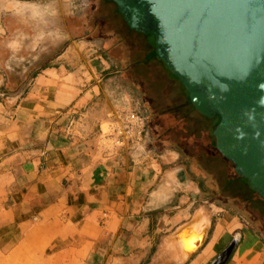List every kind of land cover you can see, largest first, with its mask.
<instances>
[{
	"label": "crops",
	"instance_id": "crops-1",
	"mask_svg": "<svg viewBox=\"0 0 264 264\" xmlns=\"http://www.w3.org/2000/svg\"><path fill=\"white\" fill-rule=\"evenodd\" d=\"M123 21L151 43L145 58L162 62L154 36ZM79 55L68 49L19 94L0 88V264H215L235 241L225 264H264L249 221L160 165L176 153L161 161L98 144L113 107Z\"/></svg>",
	"mask_w": 264,
	"mask_h": 264
},
{
	"label": "rangeland",
	"instance_id": "rangeland-1",
	"mask_svg": "<svg viewBox=\"0 0 264 264\" xmlns=\"http://www.w3.org/2000/svg\"><path fill=\"white\" fill-rule=\"evenodd\" d=\"M18 3L39 7L18 14L9 8ZM118 10L113 0H0V32L4 38L23 31L21 18L27 16L47 26L46 30L32 32L35 43H47L52 49L40 65L29 70L27 78L21 79L17 77L19 63L9 61L10 42L0 40V47H5L0 53V69L5 75L4 82L0 72L1 90L21 93L44 65L73 48L78 58L81 54L87 61L92 60L85 68L86 76H92L91 83L97 82L101 91L98 98L106 96L112 103L109 120L102 123V129L98 124L95 131L98 144L115 149L113 128L120 123L119 118L132 111L145 116L143 141H130L122 148L153 153L161 161L170 160L166 153H176L175 163L160 165L168 170L180 168L184 177L200 186L208 205L238 212L264 240V201L246 184L230 181L235 166L223 161L214 148L213 130L219 119L205 120L189 104V95L181 84L171 79L166 64L156 57L145 58L151 43L144 35L129 31Z\"/></svg>",
	"mask_w": 264,
	"mask_h": 264
},
{
	"label": "water",
	"instance_id": "water-1",
	"mask_svg": "<svg viewBox=\"0 0 264 264\" xmlns=\"http://www.w3.org/2000/svg\"><path fill=\"white\" fill-rule=\"evenodd\" d=\"M203 115L216 149L264 198V0H113ZM235 242L216 260L225 264Z\"/></svg>",
	"mask_w": 264,
	"mask_h": 264
},
{
	"label": "flooded vegetation",
	"instance_id": "flooded-vegetation-1",
	"mask_svg": "<svg viewBox=\"0 0 264 264\" xmlns=\"http://www.w3.org/2000/svg\"><path fill=\"white\" fill-rule=\"evenodd\" d=\"M21 19H24L23 31H18L14 34H10L9 36L7 35V37H5V40L3 41L10 42V47L8 45V55L10 63H19V67L21 68L22 72L19 69L17 77L25 79L28 76L29 70H31L34 66L40 65L52 49L50 48L49 44L41 42L38 45L32 39V35L34 32L43 31L44 29H47V26H44L43 22H34L29 18L27 19V16ZM4 50L5 47H0V53H4ZM203 117L205 120L208 121L214 120L215 118H219L218 116H215L213 118L209 117L210 119L205 118V116Z\"/></svg>",
	"mask_w": 264,
	"mask_h": 264
},
{
	"label": "built area",
	"instance_id": "built-area-1",
	"mask_svg": "<svg viewBox=\"0 0 264 264\" xmlns=\"http://www.w3.org/2000/svg\"><path fill=\"white\" fill-rule=\"evenodd\" d=\"M119 119L120 123L113 128L115 149H122L123 145L130 141L135 144L141 143L145 132L146 117L132 111L122 115Z\"/></svg>",
	"mask_w": 264,
	"mask_h": 264
},
{
	"label": "trees",
	"instance_id": "trees-1",
	"mask_svg": "<svg viewBox=\"0 0 264 264\" xmlns=\"http://www.w3.org/2000/svg\"><path fill=\"white\" fill-rule=\"evenodd\" d=\"M152 36H154L153 34H151ZM155 38V37H154ZM154 55L155 56H157L156 55V51H154ZM186 90V89H185ZM188 94V93H187ZM189 95V94H188ZM189 104L192 106V108L193 109H195L196 111H197V109L192 105V103H191V101H190V98H189ZM200 113V112H199ZM200 115H202V116H205V115H203V114H201L200 113ZM218 116V115H217ZM219 117V116H218ZM205 118H207V119H210L209 117H207V116H205ZM219 120H220V117L218 118ZM219 120H218V122H219ZM218 124V123H217ZM216 144V143H215ZM214 148H215V150H216V152L218 153V155H219V157L223 160V161H225L228 165H234L231 161H229L228 159H226L224 156H222V154L216 149V145H214ZM230 181L231 182H244V184H247L250 188H251V186H250V184H249V181L246 179V178H244V177H242V176H240V175H238L236 172H235V169H234V172L231 174V176H230ZM229 181V182H230ZM252 189V188H251ZM253 190V189H252ZM254 191V190H253ZM254 193L256 194V196L259 198V199H261L262 201H264V198H262V197H260L259 196V194L257 193V192H255L254 191Z\"/></svg>",
	"mask_w": 264,
	"mask_h": 264
},
{
	"label": "clouds",
	"instance_id": "clouds-1",
	"mask_svg": "<svg viewBox=\"0 0 264 264\" xmlns=\"http://www.w3.org/2000/svg\"><path fill=\"white\" fill-rule=\"evenodd\" d=\"M39 6L34 4V3H18V4H14V5H9V8L11 10L16 11L18 14L23 13L25 10L28 9H36ZM35 11H33V15H35Z\"/></svg>",
	"mask_w": 264,
	"mask_h": 264
}]
</instances>
